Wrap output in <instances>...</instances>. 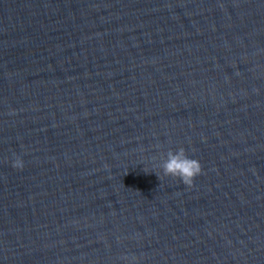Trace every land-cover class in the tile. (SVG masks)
Returning <instances> with one entry per match:
<instances>
[{
  "label": "water",
  "instance_id": "1",
  "mask_svg": "<svg viewBox=\"0 0 264 264\" xmlns=\"http://www.w3.org/2000/svg\"><path fill=\"white\" fill-rule=\"evenodd\" d=\"M181 147L192 186L161 167ZM0 240L264 264V0H0Z\"/></svg>",
  "mask_w": 264,
  "mask_h": 264
},
{
  "label": "clouds",
  "instance_id": "2",
  "mask_svg": "<svg viewBox=\"0 0 264 264\" xmlns=\"http://www.w3.org/2000/svg\"><path fill=\"white\" fill-rule=\"evenodd\" d=\"M12 167L23 169L24 161L21 157L16 156L12 161ZM164 174L179 178L186 186H192L197 176L202 173V167L198 160L186 155L184 148L176 151L169 150L167 159L161 165Z\"/></svg>",
  "mask_w": 264,
  "mask_h": 264
}]
</instances>
